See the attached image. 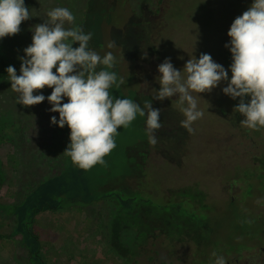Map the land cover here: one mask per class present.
Wrapping results in <instances>:
<instances>
[{"label": "rangeland", "instance_id": "1", "mask_svg": "<svg viewBox=\"0 0 264 264\" xmlns=\"http://www.w3.org/2000/svg\"><path fill=\"white\" fill-rule=\"evenodd\" d=\"M54 1H36L35 20L27 30L30 37L31 28L43 22ZM162 1L156 7L155 0H118L105 13L86 16L87 31L99 54L112 51L117 58L113 70L126 78L112 94L141 106L152 100L161 113L155 146L148 143L144 118L137 117L128 128L118 129L116 147L104 157V165H95L96 170L102 181L122 182L139 174V167H151L166 195L188 201L187 205L194 202L198 208L194 217L205 220L210 239L225 241L244 228H256L262 217L257 200L264 199V174L242 167L249 160L245 156L264 155V129L249 131L240 126L242 117L233 111L238 101L221 91L226 83L197 96L204 116L193 124L192 134L180 124L184 117L175 107L176 98L152 97L159 88L157 65L165 57L181 69L192 55L207 53L227 69L231 63L224 47L230 39L227 31L252 0ZM109 42H115L113 49L107 48ZM43 91L47 96L51 89ZM10 94L6 108L11 116L30 114L35 132L30 131L26 148L12 141L0 144V233L13 235L0 239V264H28L18 220L29 203L39 199L41 181L56 174L58 144L55 140L50 153L41 155V110L50 107L48 102L25 107L17 104L15 92ZM30 136L35 143H30ZM229 160L239 168L230 167ZM252 172L255 179L249 180L253 184L256 180L255 187L247 183ZM154 202L136 215L114 217L103 202L82 210L76 203H65L52 212L38 210L32 229L48 264H185L190 249L199 247L200 237L193 231H200L201 225L188 228L181 205L170 203L167 210L159 208L161 201Z\"/></svg>", "mask_w": 264, "mask_h": 264}, {"label": "clouds", "instance_id": "2", "mask_svg": "<svg viewBox=\"0 0 264 264\" xmlns=\"http://www.w3.org/2000/svg\"><path fill=\"white\" fill-rule=\"evenodd\" d=\"M32 17L25 0H0V39L18 34L21 23ZM41 19L42 23L31 28V43L18 57L19 74L12 65L5 69L17 104L28 107L46 100L50 105L47 111L58 113V118L50 116V125L70 129L65 155L84 170L104 165V157L116 147L118 129L128 128L137 117L144 118L148 143L155 146V132L161 128L160 109L153 107L152 100L141 106L112 94V89L126 83V78L113 70L117 63L113 52L101 56L90 48L92 33L75 23L67 7H54ZM227 36L230 39L224 47L231 54L227 69L207 53L198 58L192 55L181 69L174 67L170 57L157 65L159 88L152 98H176L175 107L184 117L180 124L190 134L195 131L193 124L204 116L197 96L222 83H226L222 93L238 101L233 111L242 117L240 126L249 131L264 129V0H252L250 7L234 18ZM114 47L115 42L107 44L108 49ZM45 88L51 89L47 96ZM257 204H264V199H258ZM212 257V264H227L223 255L213 252Z\"/></svg>", "mask_w": 264, "mask_h": 264}, {"label": "trees", "instance_id": "3", "mask_svg": "<svg viewBox=\"0 0 264 264\" xmlns=\"http://www.w3.org/2000/svg\"><path fill=\"white\" fill-rule=\"evenodd\" d=\"M37 0H25V4L30 8L32 14ZM118 0H55L54 7H67L75 16V23L87 31L86 16L92 12L105 13ZM156 7L162 4V0H155ZM35 17L21 23V31L12 36L0 39V144L4 141L17 142L26 148L28 136L35 132V127L31 124L30 114L23 113L22 116L12 117L11 110L6 108L7 95L12 93L10 82L7 80L5 71L8 65L17 69L19 74L20 60L23 55V48L31 43L28 34L30 23L34 22ZM74 47L77 44L73 45ZM89 47L99 53V46L92 38ZM99 70V69H98ZM55 71V69H53ZM136 76L139 71L135 72ZM6 93V94H4ZM11 95V94H10ZM41 110V155L50 153V144L57 140L56 146V174L41 181V191L38 190L39 199L33 200L30 207L24 211L23 216L18 220L20 231L22 230V242L28 252V264H48L42 256L41 243L37 234L32 229L33 215L41 211H55L65 203H76L78 210L83 207L106 203L112 210V217L119 214L121 216H133L142 207H151L154 201H161L160 209H169L170 203L181 205L184 212L187 206L186 201H181L179 197L166 195L162 188L160 179L155 177L151 167H139V174L125 178L122 182H111L100 180L96 166L84 170L74 165L70 158L64 153L69 143L70 129L65 125L63 128L50 125V116L58 113H50ZM6 115V116H5ZM31 119V120H30ZM31 128L33 130H31ZM27 137V138H26ZM46 137V140H44ZM30 143H35L34 137H29ZM99 178V179H98ZM1 188V179H0ZM160 200H156L157 198ZM148 209V208H147ZM146 210V208H145ZM12 234L0 233V239H11Z\"/></svg>", "mask_w": 264, "mask_h": 264}, {"label": "flooded vegetation", "instance_id": "4", "mask_svg": "<svg viewBox=\"0 0 264 264\" xmlns=\"http://www.w3.org/2000/svg\"><path fill=\"white\" fill-rule=\"evenodd\" d=\"M245 158L249 160H247V165L242 168H247V170H255L257 168L259 174H264V155L245 156ZM229 162L230 167L236 166L239 168L236 161L229 160ZM251 178L255 179L253 172L249 173L247 183L250 187H255L256 180L255 184H253L249 180ZM196 206L194 202H190L184 212L188 228L194 224L196 227L201 225L200 231H197V229L193 231L195 236L198 234L200 237V244L196 249L199 250L190 249L187 255L188 262L185 264H212L214 259L212 257L213 252L217 255H223L227 264H264V204H262V217L259 219V225L256 228H244L241 231H237L235 235H229V238L225 241H212L210 239V229L205 225V220H197L194 217L195 213L198 212Z\"/></svg>", "mask_w": 264, "mask_h": 264}]
</instances>
